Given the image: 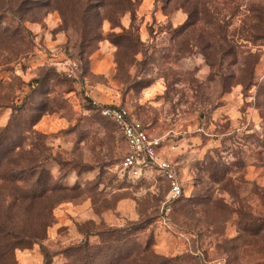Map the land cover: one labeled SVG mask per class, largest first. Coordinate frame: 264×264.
Masks as SVG:
<instances>
[{
    "label": "rangeland",
    "instance_id": "obj_1",
    "mask_svg": "<svg viewBox=\"0 0 264 264\" xmlns=\"http://www.w3.org/2000/svg\"><path fill=\"white\" fill-rule=\"evenodd\" d=\"M102 97L164 138L169 211ZM0 264H264V0H0Z\"/></svg>",
    "mask_w": 264,
    "mask_h": 264
},
{
    "label": "built area",
    "instance_id": "obj_2",
    "mask_svg": "<svg viewBox=\"0 0 264 264\" xmlns=\"http://www.w3.org/2000/svg\"><path fill=\"white\" fill-rule=\"evenodd\" d=\"M91 102L101 116L115 125L122 137L125 151L120 163L121 171L134 180H147L154 175L162 177L167 183L165 210L169 211V204L182 196V185L173 162L162 154L164 138L151 134L125 107L99 103L94 98Z\"/></svg>",
    "mask_w": 264,
    "mask_h": 264
},
{
    "label": "crops",
    "instance_id": "obj_3",
    "mask_svg": "<svg viewBox=\"0 0 264 264\" xmlns=\"http://www.w3.org/2000/svg\"><path fill=\"white\" fill-rule=\"evenodd\" d=\"M153 9H154V10H156L155 8H153ZM154 10H153V12H152V20H153V21H154V16H153V15H154ZM141 22H142V21H141ZM141 22H139V25L141 24ZM130 24H131V21H129V24H128V26H129ZM123 26H125V25L123 24ZM128 26H127V27H128ZM127 27H126V28H127ZM147 29H148V26H147ZM139 30H141V26H139ZM139 33H140V35H142V34H141L142 32H139ZM141 39H142V38H141ZM142 42H143V43H145V41H144V40H142ZM102 75H103V74H100V76H102ZM104 77H105V76H104ZM104 77L102 76V79H104V80H105V79H106V77H105V78H104ZM104 82H105V81H104ZM106 82H107V81H106ZM106 82H105V83H103V84H106ZM146 87H148V85H147ZM148 88H149V87H148ZM146 92H147V91H146ZM106 98L108 99V97H105V98H104V97H102V99H103L102 101H103L104 103H105V99H106ZM106 102H107V101H106ZM104 103H103V104H104Z\"/></svg>",
    "mask_w": 264,
    "mask_h": 264
},
{
    "label": "trees",
    "instance_id": "obj_4",
    "mask_svg": "<svg viewBox=\"0 0 264 264\" xmlns=\"http://www.w3.org/2000/svg\"><path fill=\"white\" fill-rule=\"evenodd\" d=\"M133 115H135V107L133 108V112H132ZM135 117V116H134ZM116 230H113L112 232H114ZM79 248H75V252H79V254H81V258H86V254H85V250L81 251V250H78ZM46 257V255H45Z\"/></svg>",
    "mask_w": 264,
    "mask_h": 264
}]
</instances>
